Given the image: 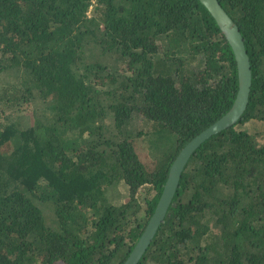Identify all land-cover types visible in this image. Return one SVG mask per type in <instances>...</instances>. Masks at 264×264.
<instances>
[{
	"label": "trees",
	"instance_id": "trees-1",
	"mask_svg": "<svg viewBox=\"0 0 264 264\" xmlns=\"http://www.w3.org/2000/svg\"><path fill=\"white\" fill-rule=\"evenodd\" d=\"M218 2L249 102L191 156L138 264H264V0ZM237 89L198 0H0V264H123L177 153Z\"/></svg>",
	"mask_w": 264,
	"mask_h": 264
},
{
	"label": "water",
	"instance_id": "water-1",
	"mask_svg": "<svg viewBox=\"0 0 264 264\" xmlns=\"http://www.w3.org/2000/svg\"><path fill=\"white\" fill-rule=\"evenodd\" d=\"M216 23L229 45L236 65L238 89L229 110L208 128L192 138L176 155L168 170L167 178L155 209L141 235L123 264H138L164 222L174 199L182 173L195 151L210 137L233 127L245 112L251 90V67L244 40L238 26L233 22L218 0H198Z\"/></svg>",
	"mask_w": 264,
	"mask_h": 264
},
{
	"label": "rangeland",
	"instance_id": "rangeland-1",
	"mask_svg": "<svg viewBox=\"0 0 264 264\" xmlns=\"http://www.w3.org/2000/svg\"><path fill=\"white\" fill-rule=\"evenodd\" d=\"M251 130L256 135L259 134V132H260V123L254 124L251 127ZM167 138H168V142H166L165 145L164 144H159V148L158 149H155V150L149 149L148 152H147L146 147L144 146L145 151L148 154H153V153H156L157 154L159 152H163L164 147L167 148V146L168 147L171 146L173 144V142H174V136L173 135H172V138L170 136H168ZM134 147L136 149V152L140 155L142 161H147L148 159H146L145 156L141 152L142 145L140 144L139 140L134 141ZM145 151H144V154L146 153ZM119 187L121 189H119V193L115 196V200H114V203L115 204L123 203L126 200V193H127L126 188H123L121 185H119ZM115 193H116V190H115ZM43 211H44V213H45L46 216H49L50 215V213H49V211L47 210L46 207H43ZM47 218H49V217H47Z\"/></svg>",
	"mask_w": 264,
	"mask_h": 264
}]
</instances>
